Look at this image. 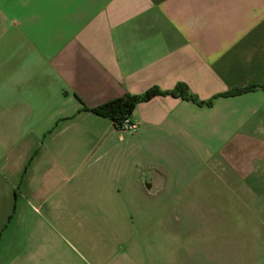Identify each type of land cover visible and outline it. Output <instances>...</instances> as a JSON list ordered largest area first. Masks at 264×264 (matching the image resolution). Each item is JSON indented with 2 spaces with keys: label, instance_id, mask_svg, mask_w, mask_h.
I'll list each match as a JSON object with an SVG mask.
<instances>
[{
  "label": "crops",
  "instance_id": "1",
  "mask_svg": "<svg viewBox=\"0 0 264 264\" xmlns=\"http://www.w3.org/2000/svg\"><path fill=\"white\" fill-rule=\"evenodd\" d=\"M178 82L264 85V0H0V264H264V87L155 95L134 132L84 109ZM180 189L261 234L237 252Z\"/></svg>",
  "mask_w": 264,
  "mask_h": 264
},
{
  "label": "rangeland",
  "instance_id": "2",
  "mask_svg": "<svg viewBox=\"0 0 264 264\" xmlns=\"http://www.w3.org/2000/svg\"><path fill=\"white\" fill-rule=\"evenodd\" d=\"M196 178V177H195ZM193 178L189 183L191 188L193 187H197L198 181H196V179ZM197 182V184H196ZM208 188L210 186V184L206 185ZM194 194H192V193ZM171 194H169V203L167 204V206H188V220H190L191 218H195V214H197L198 212L196 211V206L199 207V213L203 214V217L205 218V220L207 218L211 219L214 217L217 220H229L231 221L233 224L232 226L229 228V232L230 234L232 233L235 238H236V243H235V248L237 252H243L246 247L249 248V245L247 246V242L246 240L248 238L252 239L253 237H255L256 235H260V229L261 227L259 226H255L258 224V220L260 219L259 213L260 211L255 209L254 206H252V210L247 211V207L246 206H236L234 204H232V206H224L222 199L219 200L220 205L218 206H210V203H212V198L210 197V192L209 191H204L202 195H198V193H196V189L192 190V189H180L178 191H173L169 192ZM200 194V193H199ZM197 196L202 197V204L203 206H199L197 204ZM164 198L165 196L163 195H156V204L155 206H150V211L153 212L155 214V219L156 220H163V215L164 214V209H167V207L164 208L163 206V202H164ZM217 199H216V205L219 204ZM168 210V209H167ZM166 210V212H168ZM203 213H202V212ZM212 213V214H211ZM252 220L253 222V227L249 228V230L247 232H244V229L241 227L240 223H243L244 220ZM255 220V222H254ZM155 229V228H154ZM206 229V227H205ZM156 230H160L159 228H156ZM251 247L253 248L255 245V243H250Z\"/></svg>",
  "mask_w": 264,
  "mask_h": 264
},
{
  "label": "trees",
  "instance_id": "3",
  "mask_svg": "<svg viewBox=\"0 0 264 264\" xmlns=\"http://www.w3.org/2000/svg\"><path fill=\"white\" fill-rule=\"evenodd\" d=\"M257 86L264 87L260 84H250L243 87H236L227 92L214 95L208 100H201L189 91L188 86L184 82H178L170 90H160L157 87H151L141 94L124 93L121 96L109 99L97 106L84 107V109L90 110L98 115L108 117L112 120L114 126L120 130L121 123L126 116H130L136 104L139 102L147 101L155 95L171 94L179 96L183 99L193 101L198 105H211L213 99L220 95H232L238 94L243 91L254 89Z\"/></svg>",
  "mask_w": 264,
  "mask_h": 264
},
{
  "label": "built area",
  "instance_id": "4",
  "mask_svg": "<svg viewBox=\"0 0 264 264\" xmlns=\"http://www.w3.org/2000/svg\"><path fill=\"white\" fill-rule=\"evenodd\" d=\"M138 129V122L134 121L130 118V116H126L121 123V129L123 131L134 132Z\"/></svg>",
  "mask_w": 264,
  "mask_h": 264
}]
</instances>
